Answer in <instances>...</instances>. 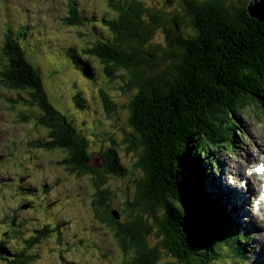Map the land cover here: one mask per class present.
I'll return each mask as SVG.
<instances>
[{"label":"trees","instance_id":"trees-1","mask_svg":"<svg viewBox=\"0 0 264 264\" xmlns=\"http://www.w3.org/2000/svg\"><path fill=\"white\" fill-rule=\"evenodd\" d=\"M182 1L188 8L171 30L184 28L189 33L178 32L171 50L153 41L159 14L165 13L138 0H108L114 14L102 22L112 39L83 50L106 64L109 77L127 72L128 88H136L127 105L131 130L124 132L122 142L133 150L141 146L136 167L143 174L135 201L127 203L130 213L124 222L114 216L113 211H119L107 202L111 190L104 187L110 172L125 174L116 151H102L103 170L90 165L87 138L52 103L39 70L11 33L0 49V84L24 93V105L33 108L34 120L48 131L46 141L35 140L33 146L64 150L67 155L61 159L70 171L90 175L95 186L92 205L116 230L122 245L125 256L120 264H220L221 258L238 264L248 259L249 229L243 232L236 219L237 204L213 169L206 171L202 154L207 145L229 146L237 112L264 108V18L249 13L250 0H239L237 6L226 0ZM70 6L65 23L87 25L89 19L76 5ZM70 56L79 71L91 76L75 49ZM101 94L109 112L114 104ZM153 231L156 245L148 237ZM5 233L0 229V236ZM1 254L0 264H21L8 262L11 253L3 245Z\"/></svg>","mask_w":264,"mask_h":264},{"label":"rangeland","instance_id":"rangeland-1","mask_svg":"<svg viewBox=\"0 0 264 264\" xmlns=\"http://www.w3.org/2000/svg\"><path fill=\"white\" fill-rule=\"evenodd\" d=\"M138 1L152 11L165 13L159 14L161 19L155 29V44L171 50V42L176 44L173 40L178 32L189 33L184 28L171 30L182 20L188 8L184 1ZM238 1L226 0V3L237 6L240 5ZM107 2L0 0V49L6 34L11 33L28 60L39 70L52 103L74 122L77 133L87 138L88 152L92 155L90 165L103 170L101 165L105 159L102 150L112 148L116 151L125 174L110 172L104 187L111 190L107 202L119 211L120 220L124 222L130 213L127 203L135 201L139 176L143 174L135 164L136 159L139 160L141 146L133 150L128 148V143L122 142L124 132L131 130L127 105L136 88H128L127 72H117L118 76L111 78L106 73L105 63L97 56L83 52L97 41L112 39L111 30L102 22L103 18L114 14V8ZM71 4L89 19L87 25L74 27L65 23ZM143 16L145 18L146 14ZM97 21L100 25L95 24ZM72 49L89 65L91 76L79 71L70 56ZM101 92H105L114 104L109 112ZM24 99V93L6 89L0 84V163L3 164H0V229L6 231L0 236V245L11 253L8 262L120 264L125 256L122 245L116 237V230L99 216L92 205L95 186L90 175L79 176L70 171L61 160L63 151H47L33 146L35 140L42 139V134L33 118V108H27ZM254 110L252 107L250 111L236 113L229 146L224 148L222 143H217L205 147L202 155L206 171L213 169L217 180L220 177V184H234L231 163H239L246 169L245 176L237 178L239 184L241 180L247 181L248 177L253 179V175L247 173L249 170L253 172L254 166L247 168L246 160H241L246 152L253 154L252 160L264 159L261 154L264 150V128L259 132V124L264 127V108ZM112 139L119 144H114ZM3 145L5 149H1ZM209 154L216 156L210 159L207 157ZM22 176L25 180L20 182ZM207 181L209 183V179ZM25 203L29 205L28 209L20 207ZM250 208L251 212L254 211L255 205ZM240 215L237 210L236 219L243 232L249 229L251 239L245 251L248 259L238 264H260L264 259V231L255 229L248 219H242ZM144 217L149 224H154L151 216L144 213ZM9 219L14 223L9 224ZM258 219L259 227L264 229V216H258ZM148 237L152 245L157 244L154 231ZM167 258L165 255L164 260ZM220 264L228 263L221 258Z\"/></svg>","mask_w":264,"mask_h":264},{"label":"bare ground","instance_id":"bare-ground-1","mask_svg":"<svg viewBox=\"0 0 264 264\" xmlns=\"http://www.w3.org/2000/svg\"><path fill=\"white\" fill-rule=\"evenodd\" d=\"M251 157L253 158V154H250V158ZM231 164L233 166L230 169V173L233 175L232 177L234 178V181H233L234 184H232V188L235 190L234 192L235 198L238 204L240 205L243 214L247 215L246 213L249 211V207H251L252 205L253 198L250 196L249 193H244L241 189V184L237 182V178H238L237 175L240 171L244 169V167L239 163H231ZM228 166H229V162H228ZM113 173L115 174L116 172L113 171ZM254 180H255V184L252 185V187H254L255 185L259 186V188L256 191L258 193L260 191V186L262 185V182H264V180L260 179V177H255ZM250 216H252L254 223L259 226L260 225L259 219H257V217L255 216V211H252V212L250 211ZM260 264H264V259L261 260Z\"/></svg>","mask_w":264,"mask_h":264},{"label":"water","instance_id":"water-1","mask_svg":"<svg viewBox=\"0 0 264 264\" xmlns=\"http://www.w3.org/2000/svg\"><path fill=\"white\" fill-rule=\"evenodd\" d=\"M248 11L252 16L258 17L259 19L264 18V0H250L247 5ZM25 178H21L20 181H24ZM29 205H25L23 208H28ZM114 216L119 219L120 214L117 211H113Z\"/></svg>","mask_w":264,"mask_h":264},{"label":"flooded vegetation","instance_id":"flooded-vegetation-1","mask_svg":"<svg viewBox=\"0 0 264 264\" xmlns=\"http://www.w3.org/2000/svg\"><path fill=\"white\" fill-rule=\"evenodd\" d=\"M8 31H9V27H8ZM39 132L42 134L41 135V140H39L40 142H45L46 141V137H47V135H48V131L45 129V128H42V127H39ZM53 150H58V151H63L62 152V156L63 157H65L66 155H67V153L64 151V150H62V149H58V148H53V149H50L49 151H53ZM105 149H103L102 151H104ZM61 156V157H62ZM62 160V159H61ZM138 158L136 159V161H135V164H137L138 163ZM69 170H71V168L70 167H67ZM57 201H59V200H57ZM57 201H56V204H58L57 203ZM53 207V206H52ZM51 207V208H52Z\"/></svg>","mask_w":264,"mask_h":264},{"label":"clouds","instance_id":"clouds-1","mask_svg":"<svg viewBox=\"0 0 264 264\" xmlns=\"http://www.w3.org/2000/svg\"><path fill=\"white\" fill-rule=\"evenodd\" d=\"M40 149L45 150V149H43L42 147H41ZM49 150H50V149H47V151H49ZM259 172H260V171H259ZM251 174H252V172H251V170H249L248 173H247V175H251ZM242 186H245L244 183H242ZM262 195H264V194H262Z\"/></svg>","mask_w":264,"mask_h":264}]
</instances>
